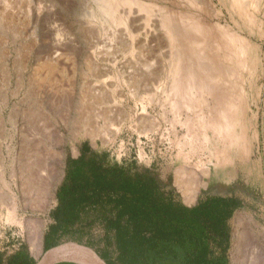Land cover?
<instances>
[{
    "label": "rangeland",
    "instance_id": "obj_1",
    "mask_svg": "<svg viewBox=\"0 0 264 264\" xmlns=\"http://www.w3.org/2000/svg\"><path fill=\"white\" fill-rule=\"evenodd\" d=\"M4 1L0 0V108L6 125L0 124V151L6 168H0V253L7 259L23 253L39 261L46 249L45 236L55 224L51 213L58 205L62 185L78 169L86 177L99 169L120 184H149L152 198L160 204L194 208L220 200V209L230 211L231 216L220 226L211 227L209 221L212 231L220 230L213 251L215 255H226L229 264H234L237 217L250 216L257 229L264 228V189L253 184L247 175H240L223 191L204 190L196 203L185 202L175 185L176 168L172 167H193L197 161L190 164L176 159L178 148L166 130L171 127L172 117L163 116L159 103L147 105V117L142 114L143 103L148 104L164 76L167 61L159 50L153 48L150 53L140 54L139 49L128 51L123 42L111 46L105 26L89 16L97 10L94 0H19L28 4L20 3L21 8L16 4L7 7L14 0H6V5ZM54 24L68 37L57 66L47 58L53 51L49 44L55 38L54 31H50ZM143 63L152 66L143 68ZM52 67L58 69L51 70ZM135 73L141 76L137 87L129 81ZM260 110L264 112V94ZM152 120L162 123L163 131L145 136L142 131ZM262 154L263 140L260 148H255V161ZM92 193L96 196L81 211L75 232L80 238H90L97 249L115 254V232L109 230L107 223L117 217L120 207L116 202L122 192ZM61 255L101 264L78 247L54 248L52 258ZM238 262L264 264V239L254 253L244 249Z\"/></svg>",
    "mask_w": 264,
    "mask_h": 264
},
{
    "label": "bare ground",
    "instance_id": "obj_2",
    "mask_svg": "<svg viewBox=\"0 0 264 264\" xmlns=\"http://www.w3.org/2000/svg\"><path fill=\"white\" fill-rule=\"evenodd\" d=\"M94 1L97 10L96 13L91 11L89 16L92 21L105 26L111 46L115 42H123L128 51L139 49L140 54L150 53L156 48L167 61L161 85L155 89L148 104L143 103L142 114L144 117L149 114L147 105L159 103L163 116L172 117L171 127L166 130L178 148L176 159L190 164L197 161L193 167H172L176 168L175 185L182 191L185 202L196 203L204 190L223 191L240 175H247L253 184L258 183L264 189V155L258 161L254 156L255 148H260L262 140L264 144V112L260 110L264 94V0ZM9 2L11 4L7 3V7L28 5L19 0ZM50 31H54V36H51L55 38L52 45L49 44L53 51L47 58L57 66L63 58L61 49L68 37L65 38L55 24ZM96 37L99 38V34ZM151 66L143 63V68ZM138 74L129 79L136 87L141 79ZM96 101L101 100L96 98ZM2 110L1 107L0 124L6 125ZM260 123H263V128H260ZM162 128V123L152 120L142 132L145 136H153L162 132ZM161 134L165 135L164 132ZM4 160L0 151L2 169L6 168ZM237 225L232 257L234 264H239L244 249L254 253L258 243L264 239V228L257 229L250 216L237 217ZM41 239L39 235V246L42 245ZM59 260L90 264L71 255L54 257L50 264Z\"/></svg>",
    "mask_w": 264,
    "mask_h": 264
},
{
    "label": "trees",
    "instance_id": "obj_3",
    "mask_svg": "<svg viewBox=\"0 0 264 264\" xmlns=\"http://www.w3.org/2000/svg\"><path fill=\"white\" fill-rule=\"evenodd\" d=\"M80 171H75L58 193V205L51 213L55 224L45 236L46 246L59 234L75 230L81 211L96 196L90 191L108 190L122 192L116 202L120 207L117 217L107 223L115 232L122 264H229L226 255L213 251L220 230L212 231V224L220 226L231 216L230 211L220 209V200L194 208L160 204L152 198L147 183L120 184L99 169L87 177Z\"/></svg>",
    "mask_w": 264,
    "mask_h": 264
},
{
    "label": "crops",
    "instance_id": "obj_4",
    "mask_svg": "<svg viewBox=\"0 0 264 264\" xmlns=\"http://www.w3.org/2000/svg\"><path fill=\"white\" fill-rule=\"evenodd\" d=\"M73 230L72 233H68V234H59L58 236H56L55 238H53L52 240H50L49 244L46 246V249L54 243L55 240H57L58 238L61 237H69V238H80V236H78L77 233H75ZM80 239H84V241L87 244H91L92 241L90 238L82 236V238ZM64 239L63 240V244L56 246V247H60V246H64V247H78L81 248L82 250H84L85 252H87L89 255L94 256L101 264H122L119 259V251H118V247L116 244V240H115V246H116V253L112 254L110 251L106 250V249H101V253L99 255H95L93 253H91L87 248H85L84 246L77 244V243H73V242H66ZM46 244V241H45ZM54 247V248H56ZM45 249V250H46ZM37 260L32 258L31 256L27 255V254H23V253H16L15 255L11 256L10 258H5L4 254L0 253V264H37ZM63 263H70V264H77L75 262H72L70 260H61L55 264H63Z\"/></svg>",
    "mask_w": 264,
    "mask_h": 264
},
{
    "label": "water",
    "instance_id": "obj_5",
    "mask_svg": "<svg viewBox=\"0 0 264 264\" xmlns=\"http://www.w3.org/2000/svg\"><path fill=\"white\" fill-rule=\"evenodd\" d=\"M65 240L66 242H73V243H77L80 244L82 246H84L85 248H87L91 253L95 254V255H99L101 253L100 249H97L96 247L92 246V244H87L84 240L80 239V238H69V237H61L58 238L57 240L54 241L53 244H51L44 252L43 257L37 262V264H50V260L52 258V255L54 253V247L59 246L61 244H63V240ZM61 261V260H59ZM59 261L53 262L51 264H55ZM72 262H75L77 264H82L73 260H70Z\"/></svg>",
    "mask_w": 264,
    "mask_h": 264
}]
</instances>
